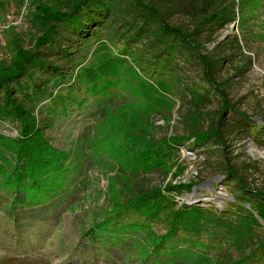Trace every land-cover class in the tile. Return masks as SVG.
Segmentation results:
<instances>
[{
    "label": "rangeland",
    "instance_id": "1",
    "mask_svg": "<svg viewBox=\"0 0 264 264\" xmlns=\"http://www.w3.org/2000/svg\"><path fill=\"white\" fill-rule=\"evenodd\" d=\"M247 1L240 24L225 29L216 42L236 34L242 45L241 52L235 49L230 61L222 64L218 81H226L229 99L241 113L252 117L254 125H264V0ZM68 3L0 0V76L18 51H47L37 47L42 37L37 17L45 7L67 13ZM191 23L185 15L172 21L174 26L191 27ZM65 44L74 47L68 49L67 63L53 58L64 68L62 74L36 64L31 76L21 80L23 92L16 94L34 107L45 139L62 155L64 189L46 207L14 211L8 203L17 195L0 188V264L9 259H15L14 264H225L244 256L245 264H264L260 243L264 222L258 217L253 226L247 215L251 201L239 193L227 171L233 169L251 191L264 195V139L252 133L226 137L222 146L213 139L193 145L181 124L189 92L208 94L212 100L198 117L203 130L219 120L222 110L221 97L204 81L200 63L177 54L170 66L161 56L151 59L144 73L118 68L104 91V84L94 89L82 74L103 56L119 55L124 43L102 30L96 38ZM216 44L201 53L212 52ZM135 46L149 60L150 49L143 43ZM160 82L167 84L166 90ZM233 117L227 114V119ZM19 132L17 122L0 118V139H15ZM7 158L13 169L16 157L7 153ZM134 183L137 188L162 191L192 185L171 196L176 210L187 206L203 211L201 227L192 230L180 222L170 244L178 249L175 256L156 259L149 245L151 239L169 235L170 215L122 234L113 230Z\"/></svg>",
    "mask_w": 264,
    "mask_h": 264
},
{
    "label": "trees",
    "instance_id": "2",
    "mask_svg": "<svg viewBox=\"0 0 264 264\" xmlns=\"http://www.w3.org/2000/svg\"><path fill=\"white\" fill-rule=\"evenodd\" d=\"M67 1L69 2L67 13L61 12L58 8L45 7L41 9L37 17L36 25L42 34L37 41V47L47 51L40 52V54L18 51L13 64L0 76V118L17 122L20 129L17 138L2 137L0 139V188L6 194L15 193L17 195L8 203L10 209L15 211L19 208L28 210L46 207L55 198L60 197L58 196L61 195L59 189H64V176H66L65 166L60 163L62 155L52 149L45 139L44 127L36 119L34 107H29V104L25 103L26 100L19 99L16 95L18 91L22 93L24 90L21 80L25 76H31L32 68L36 64L48 71L53 69L60 72L64 68L56 65L55 59L58 58L62 64H66L65 59L70 54L68 49L74 48L73 46L67 47L68 44L65 43H78L81 40L85 42V40L96 38L102 30L115 42L121 40L124 43V49L118 52L119 55L103 56L101 58L103 61H99L97 66L85 70V74L82 75L88 78L94 89L99 84H104L102 86L104 91L110 88L108 84L113 82L110 75L118 74L120 71L118 68L124 69L125 67L127 71L144 73V67L151 64V59L161 56L162 61L170 66L175 55L185 56L200 63L204 81L216 90L222 102V110L218 113L219 120L205 131L199 127L201 122L198 117L212 104V100L208 94L203 95L193 90L189 92L186 101L189 108L181 124L188 133V138L194 139L193 145L200 147L209 139H213L215 143L222 146L227 141L226 137L250 136L252 133L253 135L260 134L264 139V125H254L256 122L252 121V117L241 113L229 99L230 95L224 87L226 81H218L222 64L230 61L235 49L241 52L242 45L236 34L228 37L226 41H220L218 44L216 42L225 29L237 22L240 24L246 14L248 1ZM177 15L187 16L192 22L191 27L172 25ZM141 43L145 48L150 49L149 60L142 58L139 54L140 48L135 46ZM211 44H216L214 50L203 55L201 51ZM124 57L127 59L125 60ZM108 58L111 61L110 64ZM162 61L160 60V63ZM160 85L163 90H166L165 82ZM228 113L234 117L227 119ZM180 139L173 141L177 143ZM7 153L16 157L13 169L10 168L11 163L7 158ZM227 171L232 174L229 178L235 182L239 193L247 196L250 199L248 201H251V210L247 215L254 224L253 226L259 222L258 217L264 222V195L251 191L247 181L233 169L230 168ZM191 187V184L180 187L169 186L162 191L137 188L134 183L133 189L130 193H126V198L119 207L113 230L120 231L122 234L128 228L142 227L143 224L152 222L153 219H157L155 218L157 216L161 218L170 215L173 219L169 235L151 239L149 245L154 248L152 255L156 259L165 254L175 256L178 249L170 244L178 232L180 222L184 221V227L192 230H200L201 227L203 211L199 207L187 206L176 210L174 199L171 196L173 192L180 194L181 190L192 189ZM260 243L264 245L263 242ZM246 261L247 258L244 256L238 262L230 260L225 264H245ZM16 262L15 259H9L3 264Z\"/></svg>",
    "mask_w": 264,
    "mask_h": 264
}]
</instances>
